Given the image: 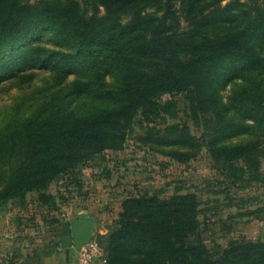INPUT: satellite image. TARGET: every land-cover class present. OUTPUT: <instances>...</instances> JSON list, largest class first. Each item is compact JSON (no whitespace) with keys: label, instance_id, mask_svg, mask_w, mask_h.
<instances>
[{"label":"trees","instance_id":"1","mask_svg":"<svg viewBox=\"0 0 264 264\" xmlns=\"http://www.w3.org/2000/svg\"><path fill=\"white\" fill-rule=\"evenodd\" d=\"M223 1L179 0L177 7V0H0V60L45 30L62 48L50 50L56 58L83 65L71 94L107 102L74 116L60 88L74 72L67 70L57 74L45 108L2 122L4 152L15 159L0 168V200L38 188L45 202L48 180L106 148L123 149L133 123L142 129L141 145L180 163L203 147L233 184H264V0ZM66 60L60 66L68 67ZM173 93L184 95L199 135L189 123L166 122L178 110L172 97L161 96ZM199 204L195 191L181 187L167 197L148 190L125 197L107 263L264 264V241L232 240L220 255L193 242Z\"/></svg>","mask_w":264,"mask_h":264},{"label":"rangeland","instance_id":"2","mask_svg":"<svg viewBox=\"0 0 264 264\" xmlns=\"http://www.w3.org/2000/svg\"><path fill=\"white\" fill-rule=\"evenodd\" d=\"M228 1L224 0L222 5ZM240 1L248 3V0ZM46 36L47 31L42 30L41 37L16 48L21 53L11 55L10 52L0 60V124L13 114L19 118L45 108L54 93L57 74L67 70L74 72L64 77L60 88L68 95V111L74 110V116H80L106 107L107 102L91 94L82 93L77 97L71 94L78 74L84 71L83 65L68 57L56 58L50 50L62 48L52 45ZM23 58L26 64L18 69L15 64ZM66 59L71 62L67 63L68 67L60 66ZM45 61L46 65H39ZM221 93L225 98L227 92ZM171 97L176 102L178 115L167 118L166 122L189 123L199 135L201 125L193 124L185 115L184 95L164 94L161 100ZM132 126L123 149L106 148L75 170L48 180L42 190L47 196L45 202L39 199L38 188L24 196L0 200V264H78L80 253L73 245L56 250L60 237L71 234L72 220L91 221V237L82 246L91 249L96 244L100 255L93 257L91 264H108V237L116 227L121 201L144 190L167 197L177 187L195 191L200 201L201 225L192 236L193 242L202 241L212 253L220 255L232 240L264 241L262 182L233 184L203 147L189 162L180 163L141 145L140 124ZM5 149L0 140V168L15 159H9ZM261 171L264 172V158Z\"/></svg>","mask_w":264,"mask_h":264},{"label":"water","instance_id":"3","mask_svg":"<svg viewBox=\"0 0 264 264\" xmlns=\"http://www.w3.org/2000/svg\"><path fill=\"white\" fill-rule=\"evenodd\" d=\"M92 234L91 221H71V234L60 237L59 243L56 244V250L59 248H67L71 245L79 250L83 244L88 242Z\"/></svg>","mask_w":264,"mask_h":264},{"label":"built area","instance_id":"4","mask_svg":"<svg viewBox=\"0 0 264 264\" xmlns=\"http://www.w3.org/2000/svg\"><path fill=\"white\" fill-rule=\"evenodd\" d=\"M97 249L98 248L96 247V244H92L91 249L82 246L79 249L80 256L78 259V264H91L92 258L100 255V252H98ZM88 250H91L92 254L88 253Z\"/></svg>","mask_w":264,"mask_h":264}]
</instances>
